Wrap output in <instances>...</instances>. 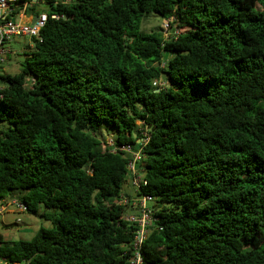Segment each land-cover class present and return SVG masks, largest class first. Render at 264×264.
<instances>
[{"label": "trees", "instance_id": "trees-1", "mask_svg": "<svg viewBox=\"0 0 264 264\" xmlns=\"http://www.w3.org/2000/svg\"><path fill=\"white\" fill-rule=\"evenodd\" d=\"M18 2L47 20L19 71L0 74V200L49 227L0 234V257L127 264L130 154L111 138L141 148L144 264H264V0ZM151 14L167 37L142 30Z\"/></svg>", "mask_w": 264, "mask_h": 264}, {"label": "built area", "instance_id": "built-area-1", "mask_svg": "<svg viewBox=\"0 0 264 264\" xmlns=\"http://www.w3.org/2000/svg\"><path fill=\"white\" fill-rule=\"evenodd\" d=\"M29 3H19L18 0H0V74L2 71V64L5 62L7 49L4 42L11 41L14 37L29 36L38 37L39 30L44 26L47 20V14L45 12L37 13V19L34 22H21L15 19L16 14L25 13ZM62 15L57 13L52 14L51 18L59 19ZM164 29L168 30V23L163 24ZM158 81H153V86H157ZM3 99V93L0 86V100ZM142 138H139L137 142L140 146L144 145L148 140V135L145 131H141ZM103 147L109 146L111 152L123 151L130 154V159L127 162V170L130 177V184L133 189L132 195L122 194L120 199L121 205H126L132 210L125 213L121 218L125 221L134 224L136 230L133 235V240L130 244L129 253L126 259L127 264H144L142 246L146 240L152 223L155 221L153 215L154 209L152 207L153 198L149 195H137L140 185H145L146 181L143 179L139 170L136 168V161L140 159L141 148L133 150L130 145L113 146L111 138L105 140ZM14 207L18 212L26 211V206L15 198H9L0 200V214L6 212L9 207ZM0 264H21L10 263L4 258L0 257ZM25 264V263H23Z\"/></svg>", "mask_w": 264, "mask_h": 264}, {"label": "rangeland", "instance_id": "rangeland-1", "mask_svg": "<svg viewBox=\"0 0 264 264\" xmlns=\"http://www.w3.org/2000/svg\"><path fill=\"white\" fill-rule=\"evenodd\" d=\"M36 8L38 11H44L47 9V5L41 2L36 4ZM164 23H167L166 19H162L156 14H151L143 19L141 28L145 32L161 29L164 36L167 37L170 30L167 32L164 29ZM172 30L175 33L180 31L177 26ZM4 45L7 49V55L5 62L2 64L3 73L16 74L19 71L21 63H23L26 54L32 49L31 38L29 36L14 37L11 41L4 42ZM109 132L110 136L115 135L113 130H109ZM105 133L106 132H104V134ZM123 191L131 192V195L133 194V189L128 177L126 184L123 186ZM39 212H41V209ZM40 227H49V223L40 217L39 214L34 215L26 211L18 212L13 206L9 207V209L3 214H0V234L5 240H28Z\"/></svg>", "mask_w": 264, "mask_h": 264}, {"label": "crops", "instance_id": "crops-1", "mask_svg": "<svg viewBox=\"0 0 264 264\" xmlns=\"http://www.w3.org/2000/svg\"><path fill=\"white\" fill-rule=\"evenodd\" d=\"M34 15H36V14H33V13H24V14L20 13V14H16L15 15V19L19 20L21 22H24V23L32 22Z\"/></svg>", "mask_w": 264, "mask_h": 264}, {"label": "water", "instance_id": "water-1", "mask_svg": "<svg viewBox=\"0 0 264 264\" xmlns=\"http://www.w3.org/2000/svg\"><path fill=\"white\" fill-rule=\"evenodd\" d=\"M32 2L35 3L36 0H32ZM36 19H37V15H34L32 22H34ZM30 260H31V258H29V259L26 261L25 264H30Z\"/></svg>", "mask_w": 264, "mask_h": 264}]
</instances>
